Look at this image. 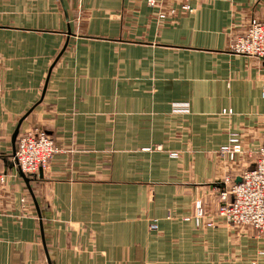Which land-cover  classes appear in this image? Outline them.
Returning a JSON list of instances; mask_svg holds the SVG:
<instances>
[{
    "label": "crops",
    "instance_id": "1",
    "mask_svg": "<svg viewBox=\"0 0 264 264\" xmlns=\"http://www.w3.org/2000/svg\"><path fill=\"white\" fill-rule=\"evenodd\" d=\"M189 3L0 0V264H264V233L215 213L264 144V61L227 48L264 0ZM26 129L57 149L28 182Z\"/></svg>",
    "mask_w": 264,
    "mask_h": 264
},
{
    "label": "built area",
    "instance_id": "2",
    "mask_svg": "<svg viewBox=\"0 0 264 264\" xmlns=\"http://www.w3.org/2000/svg\"><path fill=\"white\" fill-rule=\"evenodd\" d=\"M179 4L187 13H194L195 8L190 5V0H172ZM148 6H155L157 0H146ZM228 51L235 54L255 56L264 61V19L257 11H252L244 24V29L239 34L230 37ZM264 97V89H263ZM172 111L187 113L186 103H173ZM230 114V111H224ZM264 119V117H263ZM264 122V120H263ZM56 145L51 136L42 130L26 129L19 134L16 142L14 159L17 167L27 176H33L40 169L48 167L49 162L56 152ZM246 151L241 143L238 133H231L228 142L220 147L222 157L234 160L237 155ZM171 157H177V152H170ZM253 158V166L240 174V181L231 183L229 187H221L216 196V217L234 226H249L264 233V144L256 146L247 153ZM228 182V181H226ZM7 183V176L0 164V187ZM205 216L201 200L194 201L192 219L196 226ZM207 226H214L215 222L208 220ZM151 228L156 225L151 223Z\"/></svg>",
    "mask_w": 264,
    "mask_h": 264
},
{
    "label": "water",
    "instance_id": "3",
    "mask_svg": "<svg viewBox=\"0 0 264 264\" xmlns=\"http://www.w3.org/2000/svg\"><path fill=\"white\" fill-rule=\"evenodd\" d=\"M18 130V129H17ZM17 130H16V132H15V135L17 134ZM15 135H14V137H15ZM14 153H15V150H14ZM39 174H40V176H42V170L40 169L39 170ZM21 176L23 177V179L26 181V182H28V179L26 178V175L24 174V173H21ZM240 181V178L237 180V182H239Z\"/></svg>",
    "mask_w": 264,
    "mask_h": 264
},
{
    "label": "rangeland",
    "instance_id": "4",
    "mask_svg": "<svg viewBox=\"0 0 264 264\" xmlns=\"http://www.w3.org/2000/svg\"><path fill=\"white\" fill-rule=\"evenodd\" d=\"M178 153V152H177ZM15 154V153H14ZM177 157H179V153H178V155H177ZM20 170V169H19ZM42 170V169H41ZM21 172V171H20ZM39 172V171H38ZM21 173H23V172H21ZM34 176V175H33ZM31 177V176H30Z\"/></svg>",
    "mask_w": 264,
    "mask_h": 264
}]
</instances>
